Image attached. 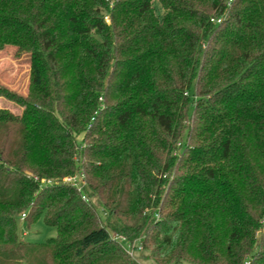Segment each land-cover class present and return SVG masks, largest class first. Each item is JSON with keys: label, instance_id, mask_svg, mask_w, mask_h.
I'll return each mask as SVG.
<instances>
[{"label": "trees", "instance_id": "1", "mask_svg": "<svg viewBox=\"0 0 264 264\" xmlns=\"http://www.w3.org/2000/svg\"><path fill=\"white\" fill-rule=\"evenodd\" d=\"M5 46L0 264H264V0H0Z\"/></svg>", "mask_w": 264, "mask_h": 264}, {"label": "rangeland", "instance_id": "2", "mask_svg": "<svg viewBox=\"0 0 264 264\" xmlns=\"http://www.w3.org/2000/svg\"><path fill=\"white\" fill-rule=\"evenodd\" d=\"M154 5L160 13V4L155 1ZM29 71L28 54L13 46H5L0 50V107L8 108L17 114L22 113L28 93ZM18 232L24 241L30 243H43L56 236V228L46 225L43 216L30 226H27L25 220H21ZM135 244L140 246L139 242ZM124 245L130 252L131 246ZM138 247L132 257L139 264H156L148 253L141 252Z\"/></svg>", "mask_w": 264, "mask_h": 264}, {"label": "built area", "instance_id": "3", "mask_svg": "<svg viewBox=\"0 0 264 264\" xmlns=\"http://www.w3.org/2000/svg\"><path fill=\"white\" fill-rule=\"evenodd\" d=\"M107 19V18H106ZM42 183H50V180H41ZM63 183H66V184H69L71 186H74V187H81L82 184L85 183L84 181V175L81 173V174H78V175H73V176H66L63 178L62 180ZM22 220L25 219V214L22 215L21 217ZM122 240H124V238H122ZM131 251H130V254H133L134 251H135V248H137L138 246H136V244H131ZM141 249V245L138 247V250Z\"/></svg>", "mask_w": 264, "mask_h": 264}]
</instances>
